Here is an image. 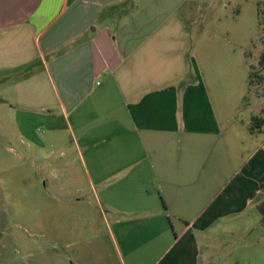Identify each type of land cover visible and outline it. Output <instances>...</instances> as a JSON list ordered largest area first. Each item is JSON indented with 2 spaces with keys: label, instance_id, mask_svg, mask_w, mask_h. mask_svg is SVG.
I'll return each instance as SVG.
<instances>
[{
  "label": "crops",
  "instance_id": "1",
  "mask_svg": "<svg viewBox=\"0 0 264 264\" xmlns=\"http://www.w3.org/2000/svg\"><path fill=\"white\" fill-rule=\"evenodd\" d=\"M197 7L0 0L17 129L0 142L25 143L23 218L53 238L54 264H238L213 239L251 236L237 219L262 194L264 128L243 114L253 41L228 9L194 30Z\"/></svg>",
  "mask_w": 264,
  "mask_h": 264
},
{
  "label": "rangeland",
  "instance_id": "2",
  "mask_svg": "<svg viewBox=\"0 0 264 264\" xmlns=\"http://www.w3.org/2000/svg\"><path fill=\"white\" fill-rule=\"evenodd\" d=\"M191 1H194L196 7L197 3L200 6L199 9L197 7L198 10L196 9L198 11V18L193 23L192 28L194 30L201 29L202 26L210 30V27L213 25V19L226 9H228V14L230 11L232 15L234 14L232 19L237 14L235 29L241 35H248L249 40L252 38L253 41L247 47L249 70L258 71L260 56L264 52V0ZM258 1L263 11L260 31L258 16L256 14V2ZM199 33L202 34V31H199ZM7 86V84L0 86V135H2L0 139H3V136L6 135L5 130L8 127L12 130L15 129V132L17 130L15 126L10 125L12 117L10 116L9 101L12 99V94L9 89H5ZM244 106L246 108L249 107V112L243 110V114L248 116L249 119L253 115L264 117L263 84L254 82L250 86ZM13 116H16V119L22 124V114L16 115L13 112ZM13 121L16 120L13 119ZM34 127L37 129L38 125ZM16 137L17 139L14 140V153L8 149L11 141L9 143L5 141L0 142V264H54V257L59 253L58 249L56 250L58 246L54 244L53 238H45L38 232L33 231L36 230L32 227L34 221L30 223L31 227L28 229L27 222L23 218V198L27 192L26 182L23 178L26 175L24 172L26 170L25 167L30 166V159L22 153L25 143L19 139L17 133L15 134ZM11 153L14 154V157L9 163L6 156ZM262 198V194L257 196L253 201L254 206L252 209L245 216L238 217V225H234L235 228L238 226L240 229L246 226L247 223L253 226L254 231L251 236L247 238L245 235L238 233L236 237L237 232L235 231H241L236 229L232 230L233 235H230L227 231L223 238L213 239L215 246L219 242L223 243L222 245L230 243L231 247L228 246L232 249L231 260L238 261V264H264V226L261 223V213L255 207ZM262 234L263 238L261 239L259 235ZM215 246L210 247L216 248ZM207 248L204 247L205 252L203 249L204 256L206 255Z\"/></svg>",
  "mask_w": 264,
  "mask_h": 264
},
{
  "label": "trees",
  "instance_id": "3",
  "mask_svg": "<svg viewBox=\"0 0 264 264\" xmlns=\"http://www.w3.org/2000/svg\"><path fill=\"white\" fill-rule=\"evenodd\" d=\"M259 1L257 2V12H258V19H259V31L261 30L262 27V9L259 5ZM254 82H257V84H263L264 85V52H262L260 56V61H259V70L254 72L250 71L249 75V89ZM264 128V117L261 115H253L250 118V123H249V130L254 133L257 131H261ZM262 195L263 198L262 200L258 203L257 209L261 213L262 216V221L261 223L264 226V182L262 184Z\"/></svg>",
  "mask_w": 264,
  "mask_h": 264
}]
</instances>
